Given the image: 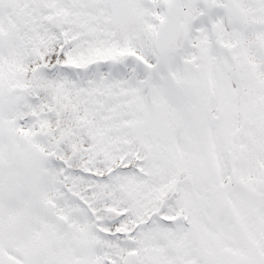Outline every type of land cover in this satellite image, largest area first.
I'll return each mask as SVG.
<instances>
[{"label":"snow or ice","instance_id":"snow-or-ice-1","mask_svg":"<svg viewBox=\"0 0 264 264\" xmlns=\"http://www.w3.org/2000/svg\"><path fill=\"white\" fill-rule=\"evenodd\" d=\"M0 264H264V0H0Z\"/></svg>","mask_w":264,"mask_h":264}]
</instances>
